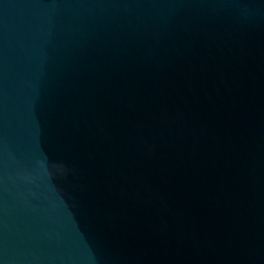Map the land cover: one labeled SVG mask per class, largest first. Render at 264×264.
<instances>
[{
  "label": "water",
  "instance_id": "1",
  "mask_svg": "<svg viewBox=\"0 0 264 264\" xmlns=\"http://www.w3.org/2000/svg\"><path fill=\"white\" fill-rule=\"evenodd\" d=\"M0 264H264V0H0Z\"/></svg>",
  "mask_w": 264,
  "mask_h": 264
}]
</instances>
